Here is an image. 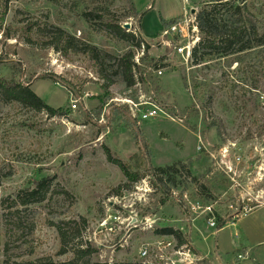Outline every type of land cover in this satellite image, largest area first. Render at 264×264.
Wrapping results in <instances>:
<instances>
[{"label":"rangeland","instance_id":"obj_1","mask_svg":"<svg viewBox=\"0 0 264 264\" xmlns=\"http://www.w3.org/2000/svg\"><path fill=\"white\" fill-rule=\"evenodd\" d=\"M128 1L13 0L5 10L0 0V78L29 84L64 113L51 116L0 92V197L55 177L46 198L30 208L33 243L11 252L10 261L1 252L0 264L66 261L71 253L60 254L61 237L52 223L69 219L78 220L82 239L98 249L93 261L110 264H212L202 234H212L211 244L224 249L234 247L238 229L248 232L249 227L253 234L255 226L256 236L264 238L261 57L253 54L243 65L215 58L195 66L175 46L197 36L196 45L200 40L199 29L192 32L197 1L134 0V7ZM249 3L261 28L264 0ZM89 5H99L135 37L150 38L148 54L163 75L152 71L147 82L140 80V61L134 86L115 76L117 57L135 51L136 62L142 50L87 22L83 10ZM186 18L193 21L187 38L164 36L171 24ZM52 27L62 29L63 38L54 36ZM89 45L105 57L103 72L91 55L79 50ZM108 81L107 94L103 85ZM72 99L78 100L76 108ZM125 99L157 103L171 118L139 125ZM137 133L147 145L144 151ZM136 154L139 161L132 160ZM117 162L129 164L144 178L131 181ZM170 167L175 169L169 175L161 173ZM196 203L202 209L194 211ZM206 206L212 211H204ZM234 220L239 224L213 235L220 222ZM165 228L174 234L159 232ZM8 237L2 223V248ZM144 248L149 250L146 257ZM254 253L262 256L255 262L248 255V263L264 264V244L254 247ZM237 259L230 264H246Z\"/></svg>","mask_w":264,"mask_h":264},{"label":"trees","instance_id":"obj_2","mask_svg":"<svg viewBox=\"0 0 264 264\" xmlns=\"http://www.w3.org/2000/svg\"><path fill=\"white\" fill-rule=\"evenodd\" d=\"M12 1L2 0L5 10L8 9ZM191 1H197L200 5V9L196 14V25L199 29L200 40L193 48L191 55L195 66H205L204 64L215 58H225V60L231 62V65L234 63L243 65L248 57L257 54V56L261 57L259 66L264 68V17L260 28L252 4L249 3L250 0ZM128 2H131L132 7H134V0H129ZM83 18L89 23H98L100 29L109 32L120 40L132 41V45L136 50H141L142 45H144L145 53L141 58L144 67L141 70L140 80L144 82L149 80L148 76L150 77L152 69L158 67V64L148 54L151 47L148 40L137 38L132 33L126 32L122 22L116 18L110 19L106 17L104 10L99 5H89L85 8L83 10ZM50 30L54 36L63 38L64 32L59 27H52ZM79 50L91 55L96 63L101 66L102 72L105 70L103 67L106 65L105 57L102 56L97 48L89 45ZM135 55V51H129L117 57V64L112 66L115 67L114 75L120 77L127 87H132L137 82L136 68L140 66L135 62ZM249 67L252 69L251 65ZM111 84L112 81H108L103 85L107 94ZM0 92L7 100H14L34 109L47 111L51 116L64 115L62 108L50 106L33 91L29 84L21 81L15 82L0 78ZM100 99L103 102L105 100L104 97H100ZM136 140L142 147V151H144L147 145L142 142L138 133L136 134ZM140 159L141 155L139 154L132 157V160L139 161ZM117 163L131 181L135 182L144 178V174L140 173L139 170L134 171L129 164ZM171 169L175 168L170 167L160 170L161 173L169 175L168 171ZM54 180V176H48L35 181L32 188L20 190L15 195L0 197V227L4 223L7 236H9L3 248L0 240V253L2 252L5 255L7 261L12 258L11 252H14V250L21 251L25 245L33 243L35 219L34 215H31L29 211H31L30 208L33 204L46 198ZM82 221L86 222L84 219ZM52 225L58 228L61 237L60 254L71 253L70 257L60 264H110L108 262L93 261L92 256L98 252V249L91 242L82 239L78 220L69 219L52 223ZM225 225L224 221L220 222L218 229L223 228ZM159 232L174 234L172 228H165ZM183 241L181 240V244ZM28 263L33 264L32 262ZM46 264H56V262L50 260Z\"/></svg>","mask_w":264,"mask_h":264},{"label":"built area","instance_id":"obj_3","mask_svg":"<svg viewBox=\"0 0 264 264\" xmlns=\"http://www.w3.org/2000/svg\"><path fill=\"white\" fill-rule=\"evenodd\" d=\"M193 21H190L189 19H185L182 22H176L171 24L166 30H164V36L167 35H178L182 36L184 38H187L188 35L191 32V26L190 23ZM197 25L192 26V32H197ZM197 36L195 40L188 41L185 44H181L178 47L175 46V49L177 50L178 53L182 54L183 56L191 57L192 55V50L195 47L197 40ZM144 49L145 46L142 45V51L139 53V55L136 57V63L138 65L141 64L140 60V55L144 54ZM153 72L158 73V76L163 75V68L158 66L156 68L152 69ZM137 77V76H136ZM73 102V107H77L78 100L77 99H72ZM125 103L129 105V114L131 118L136 121L139 125L142 123H146L149 121H153L155 119H158L160 117H165V118H171V116L168 114L167 111H165L159 104L151 102L149 100H144L140 99L138 101H134L131 99H125ZM201 149V146L199 147ZM226 150V149H225ZM226 152V151H225ZM192 209L195 211L196 209H202V206H200L199 203L193 204ZM204 211H212V207L206 206L203 207ZM212 226H214V222L211 223ZM149 255V250L147 248H144L142 251V256L146 257ZM239 258H243L241 255H239Z\"/></svg>","mask_w":264,"mask_h":264},{"label":"crops","instance_id":"obj_4","mask_svg":"<svg viewBox=\"0 0 264 264\" xmlns=\"http://www.w3.org/2000/svg\"><path fill=\"white\" fill-rule=\"evenodd\" d=\"M153 9H154V7H151V8H149V11L150 10L152 11ZM149 11H147V13ZM162 18L168 20V18H165V17H162ZM160 27H161V25H160ZM142 32L144 35L143 30H142ZM144 37L146 40H150V38H148L147 36L144 35ZM239 222H240V220H239ZM239 222H236L235 220L233 222H227L223 228L217 229L216 232L213 233V235L215 236V234H219L220 232L229 228L230 226H235V225L239 224ZM247 229H248L247 230L248 232H246L245 230L242 232L240 229L236 230V233L234 235L235 238H234V241L232 242L234 244V247L229 248V249H224V248H226L225 246H223V248H220V245L218 243L215 244V246H217V248H214L215 246H213L211 244V241H210V239H212V237H213L212 234H202L203 241L207 244L209 251H210L209 253L211 254V257H212L211 263L212 264H230V262L235 263L236 261H239L237 259V256H239V255H241L243 257L241 259H244L245 261L247 260L245 262L246 264H249L248 263L249 261L247 259L248 255L253 259V261L258 262V257L259 256L261 257L262 254L258 255V257H257V255H255V253H254V247L263 245L264 244V238L259 239L256 236L257 227H255V226L253 227V229H254L253 234H255V235L250 234L251 230L249 227ZM252 239H254V240H252ZM201 242H202V240H201ZM234 253H238V254L234 255ZM241 263H242V261H241ZM259 264H261V263H259Z\"/></svg>","mask_w":264,"mask_h":264},{"label":"water","instance_id":"obj_5","mask_svg":"<svg viewBox=\"0 0 264 264\" xmlns=\"http://www.w3.org/2000/svg\"><path fill=\"white\" fill-rule=\"evenodd\" d=\"M124 26H125V28H129L130 27V24L126 23V24H124Z\"/></svg>","mask_w":264,"mask_h":264}]
</instances>
